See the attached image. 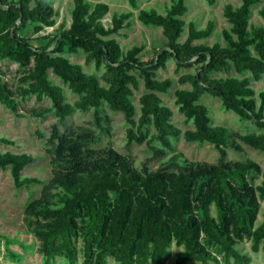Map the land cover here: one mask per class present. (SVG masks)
<instances>
[{"label":"trees","instance_id":"obj_1","mask_svg":"<svg viewBox=\"0 0 264 264\" xmlns=\"http://www.w3.org/2000/svg\"><path fill=\"white\" fill-rule=\"evenodd\" d=\"M262 1L227 3L225 43L212 44L200 40L213 34L215 21L209 20L205 27L187 23V0H174L166 12L141 8L139 20L162 27L165 38L164 50L157 48L144 60L143 45L124 49L112 36L131 24L133 11L115 13L112 25H106L103 18L110 11L108 2L74 0L71 25L46 35L45 45L35 46L24 31L32 26L39 33L55 26L59 12L52 1L0 0V60L24 67L16 89L0 69V102L19 111V97H49L52 105L24 108L19 115L42 117L55 110L58 117L51 134L52 178L25 209L28 230L40 241L44 264H56L59 255L66 256L69 264H78L80 243L85 261L93 264H109L110 257L117 264H165L173 244L179 248L174 264L221 260L249 264L253 256L240 250L239 244L250 238L255 251L264 249V218L258 222L264 168L253 159H228L229 147L241 150L239 141L264 150V129L239 132L213 123L209 107L202 102L205 93L219 96L227 109L264 127V88L257 90L252 83V79L264 77V23L252 19L254 6ZM130 2L138 5V0ZM260 13L264 19V7ZM80 50L88 63L101 69L100 74L64 54ZM171 58L180 67L195 68L179 77V82L189 86L175 90L180 111L194 124L186 129L173 122L174 109L161 97L174 81L160 78L157 71ZM232 71L244 76L229 74ZM51 72L78 98L69 100ZM220 72L226 75H215ZM141 80L147 90L139 97L136 117L133 96ZM104 103L125 114L128 140L146 142L155 155L166 153L172 136L183 135L187 141L214 144L219 160H192L175 152L160 167H138L114 147L93 149L99 134L91 128L61 131L60 124L76 108L92 107L101 120L98 111ZM11 142L0 135V143ZM34 159L28 152L0 148V167L9 168L17 187L37 180L22 175ZM257 178H261L259 183ZM7 253L18 258L10 248Z\"/></svg>","mask_w":264,"mask_h":264},{"label":"rangeland","instance_id":"obj_2","mask_svg":"<svg viewBox=\"0 0 264 264\" xmlns=\"http://www.w3.org/2000/svg\"><path fill=\"white\" fill-rule=\"evenodd\" d=\"M55 8L58 10L57 23L55 26L46 27L43 31L37 33L32 26H29L24 34L29 36L31 42L35 46H42L48 42L46 35L56 33V29L69 27L72 22V9L74 0H51ZM110 4V11L103 18L106 25H112L113 15L124 11H133L130 18L131 24L120 29L118 33L112 36L116 37L124 49L131 48L134 45H143L144 50L141 53L142 59H148L153 54L155 49L161 48L164 42L162 27L154 25H146L138 18V12L141 8L155 7L159 11L166 12L167 7L174 0H138V5L135 7L130 0H101ZM239 4L241 0H216L212 3L209 0H187L189 10L185 14L187 23L194 22L198 27H205L209 20L215 21L213 34L203 40L206 44H212L216 41L225 43L223 37V29L229 27V21L224 14V8L227 3ZM264 7V0L253 8L252 19L256 23H264V19L260 13ZM187 32L184 33V37ZM53 48V45L50 47ZM162 49V48H161ZM160 49V51H161ZM72 61L80 62L85 69L90 72L100 74L101 69H97L94 62L86 61V53L83 51L64 53ZM0 69L4 73V79L8 84L16 89L19 85V77L24 70L17 62L8 59L0 60ZM187 71H195L194 66H178L177 61L171 58L166 67L158 69L160 78L170 77L174 84L166 93H161V97L165 104L170 105L174 109L172 117L173 122L183 129L193 127V122L186 121L185 115L180 111L176 103L175 90L179 87L189 86V84L179 82V77ZM232 75L244 76L236 71H232ZM215 75H226L225 72L215 73ZM54 82L63 86L67 98L74 101L78 95L74 93L63 80L51 72ZM257 90L264 88V77L260 80H253ZM144 81H140V87L134 89L133 99L137 106V116L140 113L139 97L146 91ZM21 107L23 109L50 106L52 102L49 97L39 100L35 95L27 98L19 97ZM210 109L212 122L216 124H224L232 130L246 132L249 130H261V127L254 119L244 118L232 109H227L219 96H214L205 93L202 99ZM19 111L9 109L6 105L0 102V135L9 138L11 143H0L2 150H12L16 152H28L35 159L29 163L22 171L23 176L35 177L37 180L29 185L17 187L14 184L13 176L9 170L0 167V264H44L45 256L39 251V239L28 230L25 217L26 206L36 198H39L45 186L50 182L53 175V145L51 139L52 124L57 121L55 110L47 113L45 116H21ZM102 115V119H97L96 109L90 107L88 109L76 108L73 113L66 118L61 124L60 129L66 133L72 128H91L99 134V141L93 144V149H103L114 147L120 152L130 156L135 165L142 167L149 165L153 168L163 165L170 156L175 152H183L192 160L217 162L220 157L219 150L210 142L187 141L183 135L172 136V144L166 148V153L155 155L152 148L146 142L129 141L127 138L128 123L125 114L121 110L111 108L107 103H104L98 111ZM158 144H162L157 140ZM241 150H236L232 147L228 148V159L246 160L253 159L259 162L264 168V150L254 148L250 145L239 141ZM261 178H257L259 183ZM264 218V200L261 203L258 222ZM80 252L78 264H93L85 261V256L79 244ZM7 248H10L18 254V258L14 259L7 253ZM238 248L248 252L253 256V260L249 264H264V249L255 251L253 249L252 240L245 238ZM179 248L173 244L169 255L165 258V264H174L175 252ZM56 264H69L68 259L64 255H59L56 258ZM109 264H117L113 257H110ZM188 264H194L192 262ZM196 264H201L197 262ZM212 264H233L221 262H213Z\"/></svg>","mask_w":264,"mask_h":264},{"label":"water","instance_id":"obj_3","mask_svg":"<svg viewBox=\"0 0 264 264\" xmlns=\"http://www.w3.org/2000/svg\"><path fill=\"white\" fill-rule=\"evenodd\" d=\"M56 41H57V40H56ZM56 41H55V42H56ZM164 48H165V47H163V48L161 49V51H160V52H162V51L164 50Z\"/></svg>","mask_w":264,"mask_h":264}]
</instances>
